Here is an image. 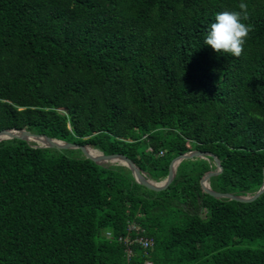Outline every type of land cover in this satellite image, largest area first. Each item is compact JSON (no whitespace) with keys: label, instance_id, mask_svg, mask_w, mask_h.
Masks as SVG:
<instances>
[{"label":"trees","instance_id":"obj_1","mask_svg":"<svg viewBox=\"0 0 264 264\" xmlns=\"http://www.w3.org/2000/svg\"><path fill=\"white\" fill-rule=\"evenodd\" d=\"M244 2L254 30L235 58L204 38L241 0H0V132L123 154L155 182L177 157L211 152L223 166L215 191L255 195L264 0ZM34 146L0 143V264H264V245L243 247L264 244V195L204 193L213 159L184 161L154 192L120 164ZM135 228L154 246L129 255L119 238Z\"/></svg>","mask_w":264,"mask_h":264},{"label":"water","instance_id":"obj_2","mask_svg":"<svg viewBox=\"0 0 264 264\" xmlns=\"http://www.w3.org/2000/svg\"><path fill=\"white\" fill-rule=\"evenodd\" d=\"M15 139L23 140L32 145L34 144L35 148H40V149H56L59 151L79 150L85 158L99 165H108L110 163L120 164L130 169L138 184L154 192H162L170 187V185L174 182L176 178L178 167L184 161L194 160V159H204L211 161L213 159L214 163L216 164V169L208 172L201 181V186L203 188L204 193L219 200L224 199L229 201H237L240 203H252L257 201L259 198H261L264 195V184L262 188L255 195H249V196H238L231 193H220L215 191L211 187L210 181L213 177L219 176L223 173V166L221 160L211 152L192 151L177 157L172 161L170 165V173L167 179L162 182H155L152 179H150L148 175L145 172H143L141 168L133 160H131L129 157L123 154L106 155L105 153L96 150L91 145L88 144L78 145L57 139H52L47 136L37 135L30 132L28 128H25L23 130L12 129V130H5L0 132V143ZM90 148L99 151L100 153L99 156L97 157L91 156L88 152V149Z\"/></svg>","mask_w":264,"mask_h":264},{"label":"clouds","instance_id":"obj_3","mask_svg":"<svg viewBox=\"0 0 264 264\" xmlns=\"http://www.w3.org/2000/svg\"><path fill=\"white\" fill-rule=\"evenodd\" d=\"M239 11H223L215 16L204 38V44L216 53L230 54L239 58L245 51V44L254 25L246 23L250 19L248 4L241 0Z\"/></svg>","mask_w":264,"mask_h":264},{"label":"built area","instance_id":"obj_4","mask_svg":"<svg viewBox=\"0 0 264 264\" xmlns=\"http://www.w3.org/2000/svg\"><path fill=\"white\" fill-rule=\"evenodd\" d=\"M135 230L138 232L134 236H130L128 238L126 237H120L119 241L123 243L126 248L129 255H133V246L134 245H141L146 250L151 249L154 245V241L148 237H144V235H141L142 231L139 228H135ZM108 237L113 238V235L111 233L108 234ZM152 264V263H149Z\"/></svg>","mask_w":264,"mask_h":264},{"label":"rangeland","instance_id":"obj_5","mask_svg":"<svg viewBox=\"0 0 264 264\" xmlns=\"http://www.w3.org/2000/svg\"><path fill=\"white\" fill-rule=\"evenodd\" d=\"M71 151H73V150H71ZM71 154V153H70ZM72 155L73 156H75V157H77V156H79V155H82V153L79 151V150H75V151H73L72 152ZM264 244H263V242H261V241H258V242H250V241H246L244 244H243V247H245V248H256V247H261V246H263ZM206 260H208V261H210L209 259H206ZM207 261V262H208ZM206 264H210L209 262L208 263H206Z\"/></svg>","mask_w":264,"mask_h":264},{"label":"bare ground","instance_id":"obj_6","mask_svg":"<svg viewBox=\"0 0 264 264\" xmlns=\"http://www.w3.org/2000/svg\"><path fill=\"white\" fill-rule=\"evenodd\" d=\"M88 152H89V154L91 155V156H93V157H97V156H99V151H96V150H93V149H88Z\"/></svg>","mask_w":264,"mask_h":264}]
</instances>
